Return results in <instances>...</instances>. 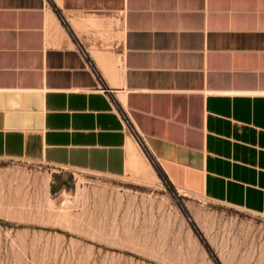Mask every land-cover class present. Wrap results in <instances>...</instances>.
<instances>
[{"label": "crops", "instance_id": "1", "mask_svg": "<svg viewBox=\"0 0 264 264\" xmlns=\"http://www.w3.org/2000/svg\"><path fill=\"white\" fill-rule=\"evenodd\" d=\"M145 150L264 216V0H0V158L122 177Z\"/></svg>", "mask_w": 264, "mask_h": 264}, {"label": "rangeland", "instance_id": "2", "mask_svg": "<svg viewBox=\"0 0 264 264\" xmlns=\"http://www.w3.org/2000/svg\"><path fill=\"white\" fill-rule=\"evenodd\" d=\"M0 264H264V216L176 188L146 150L122 177L0 158Z\"/></svg>", "mask_w": 264, "mask_h": 264}, {"label": "bare ground", "instance_id": "3", "mask_svg": "<svg viewBox=\"0 0 264 264\" xmlns=\"http://www.w3.org/2000/svg\"><path fill=\"white\" fill-rule=\"evenodd\" d=\"M143 166H144V164H143ZM144 168V167H143Z\"/></svg>", "mask_w": 264, "mask_h": 264}]
</instances>
